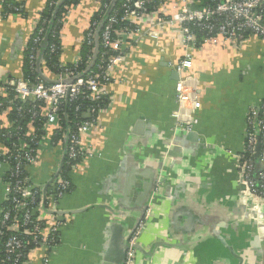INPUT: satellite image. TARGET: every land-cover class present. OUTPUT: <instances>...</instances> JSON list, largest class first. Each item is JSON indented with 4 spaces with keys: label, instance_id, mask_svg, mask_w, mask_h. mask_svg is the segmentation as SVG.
I'll list each match as a JSON object with an SVG mask.
<instances>
[{
    "label": "crops",
    "instance_id": "obj_1",
    "mask_svg": "<svg viewBox=\"0 0 264 264\" xmlns=\"http://www.w3.org/2000/svg\"><path fill=\"white\" fill-rule=\"evenodd\" d=\"M16 1L25 15H0L2 82L23 75L25 48L46 3ZM100 2L81 0L71 9L61 62H73ZM182 52L167 36L159 48L149 38L132 46L107 87L108 107L82 138L93 157L69 173L72 189L59 202L60 246L31 251V264H46V256L48 264H121L123 246L144 220L136 264H264V204L255 209L244 197L237 171L246 115L264 104V40L194 51L189 73L199 83V124L191 137L173 133L174 66ZM6 117L0 112V125ZM56 166L45 148L34 180L44 185ZM3 176L0 164V207Z\"/></svg>",
    "mask_w": 264,
    "mask_h": 264
},
{
    "label": "built area",
    "instance_id": "obj_2",
    "mask_svg": "<svg viewBox=\"0 0 264 264\" xmlns=\"http://www.w3.org/2000/svg\"><path fill=\"white\" fill-rule=\"evenodd\" d=\"M51 5L58 4L53 2ZM107 9L110 7L100 2L96 11L100 12L99 20H91L85 30L81 47H89L90 54L84 66L80 48L73 62L65 64L60 60V71L52 73L45 68L41 49L37 47L29 56L32 67L37 69L40 60L42 72L47 70L51 73L50 76L43 74L52 83L40 77L33 84L23 75L7 82L0 80V96L8 97L10 92H14L15 100L30 101L32 105L27 111L17 108L19 115H29V127L32 129L39 117H43L46 119L44 130L47 133L46 137H39L32 131L26 138L22 136V127H16V132H13V124L0 126L1 142L16 137V140L0 148L5 187L0 207V264H31L28 259L31 251L42 249L50 254L60 246V229L63 226L60 218L65 213L59 208V202L72 189L69 173L78 163L93 157L84 148L82 138L93 130L99 116L108 107L107 87L113 83L117 69L123 66L132 46L149 38L159 48L162 37L167 36L183 51L174 66L179 79L175 87L176 109L172 117L175 123L173 133L187 135L194 132L199 124V83L189 73L194 51L207 43H222L225 47L238 49L251 39L264 40V0H123L119 11L111 14L114 10H109L106 15ZM70 11L64 16L63 24ZM37 23L38 20L31 35ZM41 33L43 29L39 31ZM59 38L62 43V30ZM41 41L39 37L34 40L36 44ZM55 50L53 46L52 51ZM78 101L85 102V105L77 104L74 108L76 119L67 127H62L60 114L63 113L64 104ZM63 114L66 115V112ZM56 133H61L62 137L54 141L51 138ZM258 144L260 152L257 157ZM262 145L264 104L249 109L244 150L237 155L238 182L242 194L255 209L264 204V170L256 177L257 163L264 166ZM45 148L54 155L57 165L46 193L44 188L49 181L44 185L37 183L31 173L39 165ZM63 157L65 160L61 164ZM258 180L263 183L259 188ZM144 221L139 223L129 238L124 264H136V246ZM45 262L49 263L48 256Z\"/></svg>",
    "mask_w": 264,
    "mask_h": 264
},
{
    "label": "trees",
    "instance_id": "obj_3",
    "mask_svg": "<svg viewBox=\"0 0 264 264\" xmlns=\"http://www.w3.org/2000/svg\"><path fill=\"white\" fill-rule=\"evenodd\" d=\"M113 1L115 0H101L102 5H108L110 9L105 11L107 15L109 10L119 11L120 4L123 0H116L113 5ZM58 4L57 6L51 5V3ZM81 3V0H46L45 7L40 12V18L38 19V23L34 33L29 37V41L27 44V49L24 52L23 58V77L24 79L28 80L30 83H37L40 80V73L36 68L32 67L30 62L29 56L33 49L39 47L41 49V56L44 59V66L52 73H58L60 71V54H61V40L59 38V32L63 29L64 24L63 19L66 16L68 10L72 9L73 7L78 6ZM2 12L1 16L8 17L11 15H25V6L23 4L18 3L16 0H1ZM100 12H95L92 21L99 20ZM103 20V19H102ZM101 20V21H102ZM43 29V33L39 34V31ZM39 37L42 39L41 43L36 44L34 40ZM55 47L56 50L52 51V47ZM81 54L84 58L83 66L85 65L86 61H88L89 47L86 45L81 47ZM46 83V82H45ZM48 84V83H47ZM14 92H10L8 97H1L0 96V112L6 113V122L7 124L12 125V131L16 132V127H22L24 129L22 136H26L29 138L30 133L34 131L37 133L39 137H46L47 133L44 130V125L46 123V119L43 117H39V120L32 125L33 129L29 127L30 117L28 114H25L24 117L19 115L17 108H23L26 111L31 108L32 103L30 101L24 100H15ZM13 100V101H12ZM10 101H12V105H10ZM108 102V100H106ZM85 102L78 101L76 103H66L64 104L63 113L66 112V115L63 113L60 114V122L62 127H67L70 123L76 119L74 115V108L77 104ZM39 105V104H38ZM82 118V115H79V119ZM2 126V125H0ZM62 137L61 133L54 134L51 138L54 141L60 140ZM16 140V137H13L10 140H2V145L5 143H9L10 141ZM264 148V145H262ZM69 172V171H68ZM68 172L66 173V177H68ZM263 183L258 180V188L261 187Z\"/></svg>",
    "mask_w": 264,
    "mask_h": 264
},
{
    "label": "water",
    "instance_id": "obj_4",
    "mask_svg": "<svg viewBox=\"0 0 264 264\" xmlns=\"http://www.w3.org/2000/svg\"><path fill=\"white\" fill-rule=\"evenodd\" d=\"M101 28H102V26H100L99 27V29H98V32H97V36H96V38H97V44H99V35H100V30H101ZM95 61H96V59L94 60V63H95ZM37 70H38V72L40 73V77L44 80V81H46V82H49V83H52L44 74H43V72H42V69H41V61L39 60V62H38V65H37ZM89 117V115H87V118ZM195 135V133H190V134H187V136L188 137H191V136H194ZM259 152H260V144H258V146H257V157L259 156ZM64 160H65V157H63V159H62V163L61 164H63V162H64ZM264 170V166H262V164L260 163V162H258L257 163V171H256V177H257V175H258V173L259 172H261V171H263ZM51 183H52V181H49L48 183H47V185L45 186V188H44V192L46 193L47 192V190H48V188H49V186L51 185ZM112 212H114V210H112ZM63 217L64 216H62L61 218H60V220L62 221L63 220ZM139 225V224H138ZM138 227V226H137ZM136 227V228H137ZM136 228L134 229V231L136 230ZM133 231V232H134ZM132 235V234H131ZM123 248H124V258H123V260H122V262H121V264H124V262H125V259H126V252H127V249H128V240H127V242H126V244L123 246ZM136 249H138V244H137V246H136Z\"/></svg>",
    "mask_w": 264,
    "mask_h": 264
}]
</instances>
